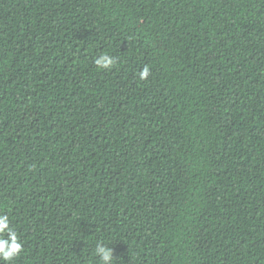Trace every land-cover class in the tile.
Returning <instances> with one entry per match:
<instances>
[{
  "label": "trees",
  "instance_id": "1",
  "mask_svg": "<svg viewBox=\"0 0 264 264\" xmlns=\"http://www.w3.org/2000/svg\"><path fill=\"white\" fill-rule=\"evenodd\" d=\"M0 214L12 264H264V0H0Z\"/></svg>",
  "mask_w": 264,
  "mask_h": 264
},
{
  "label": "clouds",
  "instance_id": "2",
  "mask_svg": "<svg viewBox=\"0 0 264 264\" xmlns=\"http://www.w3.org/2000/svg\"><path fill=\"white\" fill-rule=\"evenodd\" d=\"M94 62L102 69H110L115 64L114 58L108 54L100 55ZM149 74L150 69L145 66L139 73V79L146 80ZM22 251V243L11 225L10 217L0 214V264H12ZM95 255L99 257L100 264H113L114 254L111 247L97 244Z\"/></svg>",
  "mask_w": 264,
  "mask_h": 264
}]
</instances>
